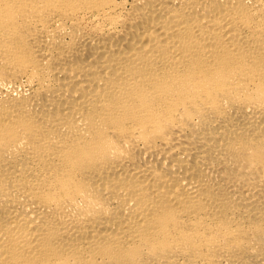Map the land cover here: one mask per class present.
<instances>
[{
	"label": "bare ground",
	"instance_id": "bare-ground-1",
	"mask_svg": "<svg viewBox=\"0 0 264 264\" xmlns=\"http://www.w3.org/2000/svg\"><path fill=\"white\" fill-rule=\"evenodd\" d=\"M0 264H264V0H0Z\"/></svg>",
	"mask_w": 264,
	"mask_h": 264
}]
</instances>
